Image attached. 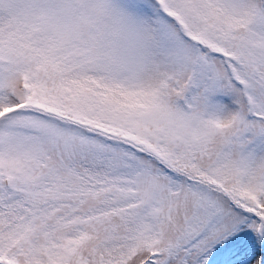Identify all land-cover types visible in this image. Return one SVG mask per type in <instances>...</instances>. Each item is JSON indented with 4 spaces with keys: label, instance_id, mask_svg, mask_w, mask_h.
Listing matches in <instances>:
<instances>
[{
    "label": "snow or ice",
    "instance_id": "snow-or-ice-1",
    "mask_svg": "<svg viewBox=\"0 0 264 264\" xmlns=\"http://www.w3.org/2000/svg\"><path fill=\"white\" fill-rule=\"evenodd\" d=\"M0 264H264V0H0Z\"/></svg>",
    "mask_w": 264,
    "mask_h": 264
}]
</instances>
